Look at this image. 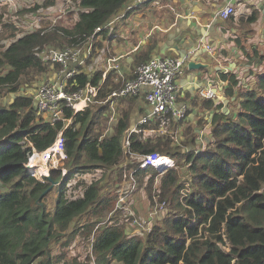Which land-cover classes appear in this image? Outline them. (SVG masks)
I'll return each instance as SVG.
<instances>
[{
    "label": "trees",
    "instance_id": "1",
    "mask_svg": "<svg viewBox=\"0 0 264 264\" xmlns=\"http://www.w3.org/2000/svg\"><path fill=\"white\" fill-rule=\"evenodd\" d=\"M129 1L73 0L79 11L71 27L42 21L39 29L21 35L15 25L5 22L0 7V40L11 41L0 52V99L5 93L15 95L6 105L0 101V264H66L51 246L72 227L71 234L76 232L74 227L82 214L91 209L94 218L99 217L97 223L108 213L112 215L107 221L114 219L112 216L121 211L114 212L113 198L108 195L113 194H100L99 183L88 186L89 175L85 174L96 170L116 173L118 181H123L125 173L128 182L130 173L135 180L150 175L145 186L148 199H156L165 209L163 218L143 238L127 235L117 220L94 233L95 222L81 226V232L93 233V264H264V68L254 75L252 85L243 89L237 75L219 73V79L226 83L224 97L237 93L239 99L233 117L220 113L222 104L194 97L193 107L218 112L210 120L209 139L202 147L196 146L197 136L189 127L181 132L184 139L175 143L168 133L175 134L181 124L168 114L140 126L142 132L130 136V153L123 157L120 139L129 128V115L125 111L113 133L106 135L109 105L105 103L75 115L65 109V119L71 122L63 132V176L55 171L38 181L25 170L31 149L45 150L63 128L61 122L54 127L44 123L33 97L19 95L23 85L51 71V64L42 59L43 51L82 50L91 45L85 61L89 66L95 48L100 46L96 37L108 33L109 22L121 17L116 15ZM151 1L128 6L122 18L140 12ZM54 5L55 0H44L40 8ZM258 17L259 12L253 10L237 20L254 24ZM232 20L233 16L226 22ZM232 42L239 48V38ZM153 46L151 42L137 56V65L147 61ZM53 70L59 71L57 67ZM87 84L99 89L97 100H104L121 89L123 82L103 79L100 71L80 72L68 79L66 90L77 91ZM205 124L204 120L197 123ZM160 128L167 134L144 137L145 131L159 133ZM151 153L175 161V168L163 172L157 187L158 170L140 168L135 156ZM122 158L126 159L123 168L119 166ZM78 176L82 179L76 181ZM52 184L57 186V197L53 209L46 211L43 201ZM115 190L113 197L119 191Z\"/></svg>",
    "mask_w": 264,
    "mask_h": 264
},
{
    "label": "crops",
    "instance_id": "2",
    "mask_svg": "<svg viewBox=\"0 0 264 264\" xmlns=\"http://www.w3.org/2000/svg\"><path fill=\"white\" fill-rule=\"evenodd\" d=\"M72 3L73 0H55L54 8L66 9ZM228 3L233 5L235 11L230 22L222 21L216 16L219 9ZM141 8L140 12L126 18H122L121 13L120 18H114L108 33L96 37L95 43L100 46L95 48V57L89 66L85 65L87 57L84 48L78 59V61L83 59L82 64L71 67L86 74L100 71L103 79L109 77L114 83L125 81V84L134 78V71L138 66L137 56L145 51L151 42L154 46L147 60L154 57L180 59L182 53L189 51L186 47L194 40L196 42L194 47H198L202 53L188 57L190 60L195 58L199 63L206 64L208 69L192 71L185 65L176 84L179 89L177 107L185 108L186 115L181 121L174 120L180 123L181 127L177 128L175 134L170 131L168 135L178 143L184 139L181 135L183 128L189 127L197 136L196 146L202 147L209 139L210 120L214 113L218 112L193 107L191 101L197 97L199 90L208 88L219 90L220 87L224 89L226 83L219 79V73L229 72L237 75L241 89L252 85L254 75L264 68V0H154ZM253 10L259 12L256 23L238 22L237 17L246 18ZM78 11L79 9L75 10V22ZM234 37L239 38V48L232 42ZM200 40L201 43L197 44ZM206 46L211 49L212 54L205 50ZM241 49H244L246 54ZM89 50L91 52V45ZM236 94L232 98L223 96V99L218 101L222 104L220 113L229 117L235 115L239 103ZM130 98L126 107L131 108L130 116L135 117V122L131 125L134 127L151 112V108L145 100V89ZM107 112L109 120L117 116V111ZM109 120L105 129L106 135L113 133L112 128L118 122L111 127ZM200 120H204L206 124L198 126ZM130 127L127 130L131 129ZM159 131L150 132L167 134L164 128H160ZM190 147L188 145L187 149Z\"/></svg>",
    "mask_w": 264,
    "mask_h": 264
},
{
    "label": "built area",
    "instance_id": "3",
    "mask_svg": "<svg viewBox=\"0 0 264 264\" xmlns=\"http://www.w3.org/2000/svg\"><path fill=\"white\" fill-rule=\"evenodd\" d=\"M143 1L146 0H136L135 4H140ZM234 13L233 5L228 3L219 9L216 16L222 21H226L231 16H234ZM112 24L113 22H110L108 25L112 26ZM84 48L86 50L85 55L88 57L90 54L89 45ZM82 50L47 48L42 53V59L51 64V71H49L47 76L42 78L35 90L33 96L34 108L44 123L54 127L57 123L61 122L63 123V128L57 134L54 142L45 150L38 151L34 148L31 149L24 168L32 178L38 181L48 179L52 172H63L62 165L65 158L63 132L71 122V120L65 119V109H70L73 115H75L85 110H93V107L96 105L108 103V111L113 112L116 111L121 102L138 95L140 90L145 89V100L151 108V112L142 118L136 126L127 130L122 135L120 143L123 157L130 153V136L142 132L140 126L146 124L149 120L170 114L173 120L181 121L186 115L185 108L177 107L179 89L176 81L182 74L189 58H150L145 63L136 67L134 78L127 81L121 89L111 92L104 100H97L96 97L99 89L90 84L85 85L77 91L70 92L66 90L68 79L80 73V70L72 69L71 66L82 64L83 59L78 61ZM205 50L212 54L208 46L205 47ZM56 67L59 69L58 72L53 70ZM223 96L222 87L219 90H212L210 88L202 89L197 93L198 99L212 100L215 102L222 100ZM131 155L134 154L131 153ZM135 156H137L140 163V168L152 167L163 172L175 168V161L171 157L159 156L154 153ZM124 164L121 163L119 166L123 168L125 166ZM129 177L130 182L126 180L124 173L122 184H120L121 193L117 207L121 208L123 212H126V209L123 208L125 194L131 193L135 188V180L132 178L131 173ZM127 188H129V192H125ZM160 207L162 208V206ZM134 227L144 228L146 230L137 221H134Z\"/></svg>",
    "mask_w": 264,
    "mask_h": 264
},
{
    "label": "rangeland",
    "instance_id": "4",
    "mask_svg": "<svg viewBox=\"0 0 264 264\" xmlns=\"http://www.w3.org/2000/svg\"><path fill=\"white\" fill-rule=\"evenodd\" d=\"M44 0H2L0 7L1 10L5 12L4 20L5 22L12 23L17 27L19 30V35L24 32H31L36 30L41 26L40 22L42 21H52L55 22L57 25H64L67 27H71L73 25L74 17H75V10L78 9L76 3H72L69 8L66 9H59V8H52L51 10L40 8L43 4ZM65 3V2H64ZM69 5V4H68ZM235 6V5H234ZM236 8V7H235ZM73 9V10H71ZM10 40H0V52L5 49V47L10 43ZM91 64V63H90ZM89 64V65H90ZM48 75V74H47ZM46 75V76H47ZM43 77H38L34 81L30 82L29 84L22 86V91L19 92V95H24L27 97H33L35 94V90L39 85L40 81ZM255 80V77H254ZM125 82V81H124ZM123 82V84H124ZM120 86L122 84H119ZM14 94L13 93H5L2 95L0 101L2 105H6L9 102H13ZM131 98L124 100L121 104L118 105L117 108V118L114 117L113 119L109 120L110 126H114L113 124L119 120L120 116L127 111L129 115V123L130 126L134 124L135 117L130 116L131 108L129 106L126 107V103L130 101ZM109 119V118H108ZM129 126V127H130ZM107 126L105 127V129ZM104 129V133L105 132ZM113 129V128H112ZM110 135V134H109ZM157 134L147 131L144 137H155ZM126 159L122 158L121 163H125ZM65 158L64 163L62 165L63 172L60 174L63 176L65 173ZM186 171L185 167L182 169V172ZM159 175L155 178V187L158 186L160 176L163 174L162 170L158 171ZM89 175L87 182L88 186H92L94 183H99V186L102 188L100 194L103 192H111L115 195L116 190L119 189L117 197H113V195H109V197L113 198L112 207L114 204V212H117V216H112L114 219L107 221V219L112 215V213H108L105 219L101 220L102 223H97V218L91 213V209L87 212L82 214L81 218L75 224L78 228L76 232L71 234L73 227L71 230L65 234L58 243H54L51 246V249L55 255L61 258L62 262L66 264H93L94 255L92 254L91 250V241L90 237L92 234L99 228L104 227L106 223H112L113 221L117 220L118 225L124 227V230L127 235L129 236H139L144 237L145 234L152 228L154 225H157V220H161L164 215V206L161 208L162 204L155 199L152 202L148 199L146 194L145 186L148 183V179L150 175L143 176L139 179H134L135 191L125 194L123 208L126 209V212H123L121 208L117 207L119 202V195L121 193V185L122 179L118 181L117 175L109 173L105 171H92L91 173L85 174ZM82 177H77L76 181L81 180ZM185 178H182L184 181ZM116 183V184H115ZM75 184H73L74 186ZM124 193V192H123ZM57 197V186H52L51 190L49 191L48 195L46 196L45 200L43 201L45 205L46 211H51L54 207L55 201ZM156 198V196H155ZM115 213V214H117ZM114 214V215H115ZM130 217V218H129ZM133 220H132V219ZM134 221L141 223L145 228H135ZM90 222H95L94 231L92 234H86L81 232V226L87 225ZM100 222V221H99Z\"/></svg>",
    "mask_w": 264,
    "mask_h": 264
},
{
    "label": "water",
    "instance_id": "5",
    "mask_svg": "<svg viewBox=\"0 0 264 264\" xmlns=\"http://www.w3.org/2000/svg\"><path fill=\"white\" fill-rule=\"evenodd\" d=\"M135 1L136 0H130L129 1V3L121 10V11H119L118 12V14L117 15H120L121 13H123V11H124V9L125 8H127L128 6H131V5H133L134 3H135ZM116 15V16H117ZM113 20H114V18L113 19H111V21L110 22H113ZM109 22V23H110ZM202 38V35H200V37H199V39H201ZM193 41V43H191L190 45H188L186 48H187V50H189V51H185L184 53H182L181 55H180V59H183V58H189L188 56L189 55H195V54H197V53H199V55H200V53H202L199 49H198V47H194V44H196V42H194V40H192ZM198 43H201V40L200 41H198L197 42V44ZM193 44V45H192ZM187 65V69L188 70H192V71H199V70H206V69H208V66L206 65V64H202V63H199L195 58L194 59H189V61H188V63L186 64ZM14 97H15V95H14ZM131 129L133 128V126H131L130 127ZM55 184H52V186H54ZM48 190H51V187L48 189ZM47 190V191H48ZM46 191V192H47Z\"/></svg>",
    "mask_w": 264,
    "mask_h": 264
}]
</instances>
